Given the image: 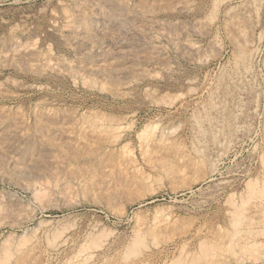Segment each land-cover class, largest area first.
<instances>
[{
    "label": "rangeland",
    "instance_id": "1",
    "mask_svg": "<svg viewBox=\"0 0 264 264\" xmlns=\"http://www.w3.org/2000/svg\"><path fill=\"white\" fill-rule=\"evenodd\" d=\"M0 1L1 264H264V0Z\"/></svg>",
    "mask_w": 264,
    "mask_h": 264
},
{
    "label": "bare ground",
    "instance_id": "2",
    "mask_svg": "<svg viewBox=\"0 0 264 264\" xmlns=\"http://www.w3.org/2000/svg\"><path fill=\"white\" fill-rule=\"evenodd\" d=\"M215 2H216V0H214ZM15 2H16V0H15ZM91 2V1H90ZM203 2V1H202ZM0 3H3V2H1L0 1ZM80 3V2H79ZM93 3V2H92ZM190 3V2H189ZM192 3V2H191ZM214 3V2H213ZM84 4V3H83ZM210 4H211V2H210ZM215 4V3H214ZM217 4V3H216ZM233 4V3H232ZM241 4V3H240ZM239 4V5H240ZM206 5H208V4H206ZM236 5V4H235ZM211 6V8H212V5H210ZM234 6V5H233ZM252 6V5H251ZM95 7V6H94ZM93 7V8H94ZM229 7V6H228ZM227 7V8H228ZM235 7V6H234ZM150 8H152V7H150ZM178 8V7H177ZM206 8V7H205ZM210 8V9H211ZM214 8H216V7H214ZM255 8V7H254ZM203 9V8H202ZM244 9V8H243ZM9 10H11V9H9ZM8 10V11H9ZM194 10V9H193ZM247 10V9H246ZM253 10V9H252ZM98 11V10H97ZM96 11V12H97ZM209 11V10H208ZM217 11V10H216ZM227 11V10H226ZM225 11V12H226ZM229 11V10H228ZM50 12V11H49ZM213 12V11H212ZM253 12V11H252ZM184 13V12H183ZM227 13V12H226ZM7 14V13H6ZM54 14V13H53ZM208 14V13H207ZM240 14V13H239ZM56 15V14H55ZM59 15V14H58ZM203 15V14H202ZM242 15V14H241ZM248 15V14H247ZM176 16V15H175ZM208 16V15H207ZM210 16V15H209ZM256 18V17H255ZM254 19V18H253ZM59 20V19H58ZM119 20V19H118ZM121 20V19H120ZM213 19H211V21H212ZM225 20V19H224ZM4 21H5V19H4ZM87 21V20H86ZM50 22V21H49ZM252 22V21H251ZM166 23V22H165ZM81 24V23H80ZM181 24V23H180ZM212 24V23H211ZM97 25V24H96ZM101 25V24H100ZM118 25V24H117ZM165 25V24H164ZM174 25V24H173ZM186 25V24H185ZM231 25H233V23L231 24ZM245 25V24H244ZM187 26V25H186ZM53 27V26H52ZM96 27V26H95ZM103 27V26H102ZM173 27V26H172ZM230 27V26H229ZM244 27V26H243ZM100 28V27H99ZM127 28V27H126ZM189 28H190V25H189ZM192 28V27H191ZM203 28V27H202ZM227 28V27H226ZM198 29H199V27H198ZM223 29V28H222ZM229 29V28H228ZM239 29V28H238ZM245 29V28H244ZM246 29H248V28H246ZM86 30V29H85ZM182 30V29H181ZM188 30V29H187ZM197 30V29H196ZM249 30V29H248ZM160 31V30H159ZM178 31V30H177ZM191 31V30H190ZM198 31V30H197ZM218 31V30H217ZM230 31V33L232 32L231 30H229ZM250 31V30H249ZM252 31V30H251ZM96 32V31H95ZM203 32V31H202ZM260 32V31H259ZM97 33V32H96ZM164 33H166V32H164ZM187 33V32H186ZM185 33V34H186ZM229 33V34H230ZM242 33V32H241ZM99 34V33H98ZM183 34V33H182ZM184 34V35H185ZM196 34V33H195ZM199 34V33H198ZM205 34V33H204ZM228 34V33H227ZM244 34V33H243ZM136 35V34H135ZM187 35V34H186ZM256 35V34H255ZM107 36V35H106ZM147 36V35H146ZM230 36V35H229ZM244 36H246V35H244ZM257 36V35H256ZM60 37V36H59ZM69 37V36H68ZM136 37V36H135ZM158 37V36H157ZM216 37V36H215ZM218 37V36H217ZM230 37H232V35L230 36ZM108 38V37H107ZM109 38H111V37H109ZM159 38V37H158ZM171 38V37H170ZM188 38H190V37H188ZM234 38V37H233ZM141 39V38H140ZM156 39V38H155ZM159 40V39H158ZM213 40H215V39H213ZM234 40H236V38H234ZM246 40H247V38H246ZM65 41V40H64ZM80 41V40H79ZM84 41V40H83ZM218 42H220L219 40H217ZM238 41V40H237ZM249 41V40H248ZM257 41V40H256ZM96 42H98V41H96ZM159 42V41H158ZM231 42H233V40L231 41ZM116 43V42H115ZM170 43V42H169ZM175 43V42H174ZM248 43H252V42H248ZM62 44V43H61ZM112 44V43H111ZM233 44V43H232ZM244 44V43H243ZM243 44H242V46H243ZM114 45H116V44H114ZM216 45H217V43H216ZM236 45V44H235ZM234 45V47L235 48H233V49H236V47L238 48V46H235ZM240 45V44H239ZM259 45V44H258ZM83 46V45H82ZM194 46V45H193ZM198 46V45H197ZM218 46V45H217ZM256 46V45H255ZM89 46H87V48H88ZM91 47H92V45H91ZM94 47V46H93ZM92 47V48H93ZM219 47H220V45H219ZM241 47V46H240ZM244 47V46H243ZM86 48V49H87ZM166 48V47H165ZM172 48V47H171ZM251 48V47H250ZM249 48V49H250ZM189 50H191L192 51V49L191 48H188ZM199 48H197V50H198ZM212 49V48H211ZM216 49V48H215ZM255 49V48H254ZM81 50V49H80ZM90 50V49H89ZM187 50V49H186ZM188 50V51H189ZM236 50H238V49H236ZM256 50V49H255ZM45 51V50H44ZM180 51V50H179ZM194 51V50H193ZM203 51H205V50H203ZM208 51V50H207ZM206 51V52H207ZM211 51V50H210ZM240 51H241V49H240ZM244 51V50H243ZM90 52V51H89ZM125 52V51H124ZM131 52V51H130ZM167 52V51H166ZM177 52V51H176ZM202 52V51H201ZM186 53H187V51H186ZM189 53V52H188ZM195 53V52H194ZM203 53V52H202ZM205 53V52H204ZM212 53V52H211ZM235 53V52H234ZM237 53V52H236ZM246 53H247V51H246ZM83 54V53H82ZM96 54V53H95ZM242 54H244V53H242ZM97 55V54H96ZM159 55V54H158ZM207 55H209L208 53H207ZM218 55V54H217ZM239 56H240V54H238ZM245 55V54H244ZM247 55V54H246ZM74 56H76V55H74ZM239 56L237 57V58H239ZM207 57H209V56H207ZM213 57V56H212ZM259 57V56H258ZM68 58V57H67ZM81 58V57H80ZM97 58V57H96ZM248 58H249V54H248ZM40 59V58H39ZM38 59V60H39ZM79 59V58H78ZM126 59V58H125ZM200 59V58H199ZM206 59V58H205ZM240 59H242L241 57H240ZM80 60V59H79ZM169 60V59H168ZM208 60V59H207ZM235 60V59H234ZM244 60V59H243ZM246 60V59H245ZM242 61V60H241ZM247 61V60H246ZM245 61V62H246ZM62 62V61H61ZM82 62V61H81ZM88 62V61H87ZM96 62V61H95ZM203 62V61H202ZM205 62V61H204ZM249 62V61H248ZM58 62H56V64H57ZM37 64V63H36ZM48 64V63H47ZM262 64V63H261ZM62 65V64H61ZM75 65V64H74ZM79 65V64H78ZM103 65V64H102ZM121 65V64H120ZM238 65V64H237ZM245 65H246V63H245ZM248 66H249V64H247ZM263 65V64H262ZM147 66V65H146ZM55 67V66H54ZM75 67V66H74ZM79 67V66H78ZM89 67V66H88ZM233 67V66H232ZM247 67V66H246ZM252 67V66H251ZM31 68V67H30ZM51 68V67H50ZM67 68V67H66ZM166 68V67H165ZM64 69V68H63ZM68 69V68H67ZM110 69V68H109ZM162 69V68H161ZM241 69V68H240ZM239 69V70H240ZM251 69V68H250ZM40 70H42V69H40ZM82 70V69H81ZM153 70V69H152ZM244 70V69H243ZM248 70H249V67H248ZM256 70V69H255ZM49 71V70H48ZM50 71H52V70H50ZM89 71V70H88ZM91 71V70H90ZM102 71V70H101ZM113 71V70H112ZM130 71V70H129ZM134 71V70H133ZM139 71H141V70H139ZM149 71H151V70H149ZM264 71V70H263ZM35 72V71H34ZM56 72V71H55ZM138 72V71H137ZM244 72V71H243ZM261 72V71H260ZM90 73V72H89ZM113 73V72H112ZM139 73V72H138ZM238 73V72H237ZM242 73V72H241ZM245 73H246V70H245ZM254 73V72H253ZM257 73H258V71H257ZM263 73V72H262ZM73 74V73H72ZM78 74H80V73H78ZM148 74H149V72H148ZM249 74H251V73H249ZM264 74V73H263ZM166 75V74H165ZM244 75V74H243ZM248 75V74H247ZM256 75V74H255ZM262 75V74H261ZM235 76V75H234ZM239 76V75H238ZM82 77V76H81ZM227 77V76H226ZM229 77V76H228ZM254 77V76H253ZM251 78V77H250ZM79 79V78H78ZM193 79V78H192ZM231 79H233V78H231ZM83 80V79H82ZM81 80V81H82ZM133 80V79H132ZM221 80H222V78H221ZM240 80V79H239ZM243 80V79H242ZM229 81V80H228ZM231 81V80H230ZM248 81V80H247ZM85 82V81H84ZM93 82V81H92ZM134 82V81H133ZM225 82H227V81H225ZM237 82V81H236ZM244 82V81H243ZM252 83V82H251ZM190 84V83H189ZM192 84V83H191ZM214 84V83H213ZM217 84V83H216ZM219 84V83H218ZM107 85V84H106ZM225 85H226V83H225ZM35 86H37V84L35 85ZM38 86H39V84H38ZM194 87H195V85H193ZM219 86V85H218ZM222 86V85H221ZM248 86V85H247ZM107 87H109V86H107ZM215 87V86H214ZM237 87V86H236ZM99 88V87H98ZM198 88H200V87H198ZM202 88V87H201ZM210 88V87H209ZM218 88V87H217ZM235 88V87H234ZM233 88V89H234ZM256 88V87H255ZM207 89V88H206ZM231 89V88H230ZM238 89V88H237ZM99 90H101V88L99 89ZM110 90V89H109ZM199 90V89H198ZM212 90V89H211ZM222 90V89H221ZM97 91V90H96ZM124 92L126 91V90H123ZM208 92V91H207ZM150 93V92H149ZM209 93V92H208ZM208 93H206V94H208ZM216 93V92H215ZM231 93V92H230ZM232 93H233V91H232ZM236 93V92H235ZM126 94V93H125ZM205 94V93H204ZM205 94V95H206ZM147 95H148V93H147ZM192 95H194V94H192ZM236 95V94H235ZM257 95V94H256ZM207 96V95H206ZM205 96V97H206ZM233 96V95H232ZM145 97V96H144ZM256 98V97H255ZM148 99H151V98H148ZM204 99V98H203ZM221 99H222V97H221ZM205 100V99H204ZM212 100V99H211ZM152 101V100H151ZM156 101V100H155ZM228 101V100H227ZM170 102V101H169ZM218 102V101H217ZM223 102V101H222ZM144 103V102H143ZM208 103V102H207ZM224 103V102H223ZM39 104V103H38ZM120 104V103H119ZM172 104V103H171ZM205 104V103H204ZM210 104V103H209ZM213 104V103H212ZM216 104V103H215ZM234 105V104H233ZM250 105V104H249ZM255 105H257V104H255ZM203 106V108H204V110L206 109V107L204 106V105H202ZM220 107V106H219ZM255 107V106H254ZM14 108V107H13ZM52 108V107H51ZM223 108V107H222ZM238 108V107H237ZM55 109V108H54ZM53 109V110H54ZM221 109V108H220ZM239 109V108H238ZM253 109V108H252ZM211 110V109H210ZM51 111V110H50ZM202 111V110H201ZM206 111V110H205ZM222 111V110H221ZM227 111V110H226ZM230 111H232V110H230ZM211 112V111H210ZM220 112V111H219ZM204 113V112H203ZM206 114H204V119L206 120V121H209L210 120V116H209V114H207V112H205ZM15 114V113H14ZM52 114V113H51ZM263 114V113H262ZM74 115V114H73ZM221 115V114H220ZM223 115V114H222ZM233 115V114H232ZM81 116V115H80ZM213 116V115H212ZM253 116V115H252ZM27 117V116H26ZM77 117V116H76ZM216 117V116H215ZM224 117V116H223ZM232 117V116H231ZM82 118V117H81ZM85 118V117H84ZM213 118V117H212ZM88 119V118H87ZM122 119V118H121ZM200 119V118H199ZM203 119V120H204ZM214 119V118H213ZM220 119V118H219ZM224 119V118H223ZM84 120V119H83ZM217 120V119H216ZM229 120H231V119H229ZM84 121H86V120H84ZM192 121V120H191ZM196 122H195V124L194 125H196L195 126V128H196V131H197V134L198 133H200V134H202L203 133V131H205L204 129H202V127L203 126H201V124H200V121H198V120H195ZM215 121V120H214ZM221 121V120H220ZM226 121V120H225ZM129 123V122H128ZM194 123V122H193ZM209 123H211L210 121H209ZM218 123V122H217ZM222 123V122H221ZM82 124H84V123H82ZM92 124V123H91ZM229 124V123H228ZM241 124V123H240ZM263 124V123H262ZM103 125V124H102ZM127 125V124H126ZM208 125V124H207ZM216 125H218V124H216ZM215 125V131H213L212 129H211V131H212V133L211 134H213L214 136L215 135H217L218 133H222V127H223V125H222V127H219V125L218 126H216ZM246 125V124H245ZM110 126V125H109ZM153 126V125H152ZM157 126V125H156ZM164 126H166V125H164ZM175 126V125H174ZM231 126V125H230ZM235 126V125H234ZM161 127H162V125H161ZM233 127V126H232ZM160 128V127H159ZM158 128V129H159ZM164 128H166V127H164ZM172 128V127H171ZM230 128V127H229ZM239 128V127H238ZM238 128H236V129H238ZM246 128V127H245ZM111 130H113L114 128H110ZM168 129V128H167ZM208 129V128H207ZM103 130V129H102ZM241 130V129H240ZM248 130V129H247ZM84 131V130H83ZM195 131V130H194ZM225 131V130H224ZM237 131V130H236ZM162 132V131H161ZM226 132H229V131H227L226 130ZM225 132V133H226ZM241 132V131H240ZM247 132V131H246ZM168 133H170V131L168 132ZM174 133V132H173ZM224 133V134H225ZM242 133V132H241ZM264 133V132H263ZM77 134V133H76ZM148 134V133H147ZM163 134V133H162ZM167 134V133H166ZM210 134V133H209ZM158 135V134H157ZM156 135V136H157ZM167 135H169V134H167ZM207 135V134H206ZM222 135V134H221ZM243 135V134H242ZM158 136H161V135H158ZM157 136V137H158ZM234 136V135H233ZM170 137V136H169ZM225 137H227V136H225ZM235 137V136H234ZM237 137V136H236ZM81 138V137H80ZM153 138V137H152ZM151 138V139H152ZM160 138V137H159ZM219 138V137H218ZM42 139V138H41ZM166 139H167V137H166ZM169 139V138H168ZM168 139L165 141V142H168ZM172 138H170L169 140H171ZM209 139V138H208ZM224 139V138H223ZM236 139H238V138H236ZM162 140H163V138H162ZM206 140V139H205ZM211 140V139H210ZM228 140V139H227ZM194 141H195V139H194ZM201 141V140H200ZM219 141V140H218ZM222 141V140H221ZM220 141V142H221ZM226 141V140H225ZM234 141V140H233ZM163 142V141H162ZM164 142V143H165ZM197 142V141H196ZM199 142V141H198ZM220 142H218V143H220ZM238 142V141H237ZM222 143V142H221ZM173 144V143H172ZM184 144V143H183ZM193 144H194V142H193ZM204 145V144H203ZM213 145V144H212ZM215 145V144H214ZM221 145V144H220ZM195 146V145H194ZM193 146V147H194ZM199 147H201V146H199ZM202 147H204V146H202ZM264 147V146H263ZM195 148V147H194ZM197 148H198V146H197ZM199 149H201V148H199ZM198 149V150H199ZM216 149H217V147H216ZM223 149V148H222ZM195 150V149H194ZM193 150V151H194ZM197 150V149H196ZM204 150V149H203ZM262 150H263V148H262ZM202 151V150H201ZM200 151V152H201ZM217 151V150H216ZM212 153H214L213 151H211ZM219 152V151H218ZM217 152V153H218ZM261 153V152H260ZM210 155V154H209ZM215 155V154H214ZM208 157V156H207ZM212 157V156H211ZM264 157V156H263ZM213 158V157H212ZM36 159V158H35ZM209 159V158H208ZM212 160V159H211ZM215 160V159H214ZM30 165H31V163H29ZM215 164V163H214ZM261 164V163H260ZM209 167V166H208ZM215 167V166H214ZM5 168V167H4ZM209 168H211V167H209ZM213 169V168H212ZM16 173V172H15ZM36 173V172H35ZM71 173V172H70ZM29 174V173H28ZM254 178V177H253ZM241 179V178H240ZM262 179V178H261ZM253 180V179H252ZM8 181V180H7ZM6 181V182H7ZM260 182V181H259ZM263 185V184H262ZM244 186V185H243ZM248 186V185H247ZM257 186V185H256ZM261 188V187H260ZM2 190V189H1ZM43 191V190H42ZM258 191H260V190H258ZM263 191V190H262ZM45 192V191H44ZM256 192V191H255ZM229 193V192H228ZM258 192H256V194H257ZM260 193V192H259ZM258 193V194H259ZM1 194V193H0ZM5 194V193H4ZM4 194H2V195H4ZM68 194V193H67ZM257 194V195H258ZM10 195V194H9ZM32 195V194H31ZM238 195H239V193H238ZM242 195V194H241ZM14 196V195H13ZM233 196V195H232ZM244 196V195H243ZM263 196V195H262ZM32 197V196H31ZM253 197H254V194H253ZM256 197V196H255ZM260 197H261V195H260ZM1 198V197H0ZM244 198V197H243ZM242 198V199H243ZM4 199V198H3ZM29 199V198H28ZM18 200V199H17ZM240 200H241V197H240ZM239 200V201H240ZM244 200H245V198H244ZM74 200H72V202H73ZM243 201V200H242ZM17 202V201H16ZM27 202V201H26ZM45 202H46V200H45ZM252 203L250 204V206L248 207V211L249 212H251V213H254V214H256V213H259L260 214V216H258L256 219H255V221L253 222V225L255 226V227H258L259 225H262V223H264V201H262L260 198H257V199H254V201H251ZM10 203V202H9ZM20 203V202H19ZM48 203V202H47ZM73 203H75V202H73ZM246 203V202H245ZM16 204V203H15ZM23 204V203H22ZM239 204H241V203H239ZM3 205V204H2ZM19 205V204H18ZM32 205V204H31ZM52 205V204H51ZM7 206V205H6ZM9 206V205H8ZM17 206V205H16ZM36 206V205H35ZM38 206V205H37ZM242 207V206H241ZM39 208V207H38ZM244 208V210L246 209L245 207H243ZM22 209V208H21ZM31 209H33V208H31ZM30 209V210H31ZM232 210V209H231ZM239 210H241V208L239 209ZM1 211L3 212V210L1 209ZM246 211H247V209H246ZM11 212V211H10ZM242 214V213H241ZM20 215V214H19ZM231 215V214H230ZM238 215H239V213H238ZM25 217V216H24ZM244 217V216H243ZM21 218H23V217H21ZM32 218V217H31ZM249 218H251V217H249ZM24 219V218H23ZM247 219V218H246ZM251 219H254V217L253 218H251ZM49 220V219H48ZM232 220V219H231ZM241 220V219H240ZM239 220V221H240ZM242 220H243V218H242ZM241 220V221H242ZM245 220V219H244ZM243 220V221H244ZM234 221H236V220H234ZM41 222V221H40ZM245 222V221H244ZM249 222V221H248ZM1 223H2V221H1ZM4 223V222H3ZM7 223V222H6ZM252 223V222H251ZM40 224V223H39ZM42 224V223H41ZM234 224V223H233ZM239 224V223H238ZM244 225V224H243ZM242 225V226H243ZM38 227V226H37ZM238 227V226H237ZM244 227V226H243ZM42 228V227H41ZM49 228V227H48ZM47 228V229H48ZM63 228V227H62ZM241 228V227H240ZM244 228H247V227H244ZM44 229V228H43ZM46 229V230H47ZM59 229H61V228H59ZM58 229V230H59ZM237 229V228H236ZM248 229V228H247ZM256 229H258V228H256ZM259 229H261V228H259ZM56 230V229H55ZM64 230H65V228H64ZM246 230V229H245ZM63 231V230H62ZM85 231V230H84ZM240 231H242V230H240ZM44 232V231H43ZM238 232V231H237ZM256 232V231H255ZM261 231H259V233H260ZM264 232V231H263ZM52 233H54L55 234V232H53L52 231ZM62 233V232H61ZM83 233V232H82ZM239 233V232H238ZM244 233V232H243ZM252 233H253V231H252ZM32 234V233H31ZM40 234H42V233H39V235ZM58 234V233H57ZM86 234V233H85ZM235 234V233H234ZM261 234V233H260ZM10 235V234H9ZM25 235V234H24ZM45 235V234H44ZM49 235V234H48ZM56 235V234H55ZM83 235V234H82ZM233 235V234H232ZM236 235V234H235ZM257 235H258V233H257ZM40 236H42V235H40ZM81 236V235H80ZM84 236V235H83ZM93 236V235H92ZM57 237V236H56ZM56 237H54V238H56ZM64 237V236H63ZM75 237V236H74ZM73 237V239H75ZM97 237V236H96ZM8 238V237H7ZM21 238V237H20ZM24 239L26 238V237H23ZM29 238V237H28ZM46 238V237H45ZM58 238V237H57ZM65 238V237H64ZM92 238V237H91ZM239 238V237H238ZM261 238V237H260ZM4 239V238H3ZM83 239H84V237H83ZM90 239V237L88 238V240ZM11 240V239H10ZM23 240V239H22ZM26 240V239H25ZM55 240V239H54ZM257 240V239H256ZM260 240V239H259ZM45 241V240H44ZM70 241H72V239L70 240ZM75 241V240H74ZM104 241V240H103ZM254 241V240H253ZM64 242V241H63ZM262 242H263V240H262ZM261 242V243H262ZM4 243H6V241L4 242ZM21 243V242H20ZM42 243V242H41ZM71 243H73V242H71ZM96 243V242H95ZM98 243V242H97ZM97 243H96V245H97ZM232 243V242H231ZM257 243H259V241H257ZM260 243V244H261ZM10 244V243H9ZM101 244V243H100ZM100 244H99V247H101L100 246ZM134 244V243H133ZM154 244V243H153ZM4 245V244H3ZM90 245V244H89ZM231 245V244H230ZM248 245V244H247ZM254 245H256V244H254ZM7 246V245H6ZM6 246H4V247H6ZM29 246V245H28ZM57 246V245H56ZM250 246H251V243H250ZM250 246H248V247H250ZM1 247V246H0ZM55 247V246H54ZM86 247V246H85ZM18 248V247H17ZM76 248V247H75ZM5 249H7V248H5ZM24 249V248H23ZM83 249H85V248H83ZM247 249V248H246ZM245 249V250H246ZM57 250V249H56ZM59 250V249H58ZM64 250V249H63ZM66 250V249H65ZM76 250V249H75ZM81 250V249H80ZM253 250V249H252ZM254 251V250H253ZM15 252V251H14ZM30 252V251H29ZM38 252V251H37ZM50 252V251H49ZM55 251H53V253H54ZM79 252V251H78ZM77 252V253H78ZM84 252V251H83ZM92 252V251H91ZM80 253V252H79ZM88 253V252H87ZM86 253V254H87ZM46 254V253H45ZM58 254V253H57ZM71 254V253H70ZM144 254V253H143ZM63 255V254H62ZM128 255V254H127ZM31 256V255H30ZM56 256V255H55ZM149 256V255H148ZM32 257H33V255H32ZM74 257V256H73ZM73 257H72V259H73ZM83 257V256H82ZM87 257V256H86ZM89 257V256H88ZM56 258V257H55ZM69 259V258H68ZM258 259V258H257ZM7 260V259H6ZM144 260V259H143ZM39 261V260H38ZM45 261V260H44ZM59 261V260H58ZM63 261V260H62ZM87 261V259L85 260V262ZM138 261V260H137ZM141 261V260H140ZM144 261H146V260H144ZM252 261V260H251ZM31 262V261H30ZM99 262V261H98ZM43 263V262H42ZM49 263V262H48ZM54 263V262H53ZM100 263V262H99ZM178 263V262H177ZM256 263V262H255ZM260 263V262H259ZM1 264V263H0ZM60 264V263H59ZM66 264V263H65ZM184 264V263H183ZM251 264H252V262H251Z\"/></svg>",
    "mask_w": 264,
    "mask_h": 264
}]
</instances>
